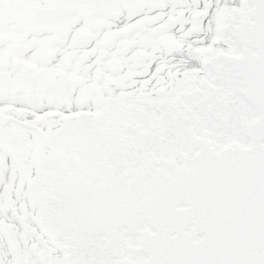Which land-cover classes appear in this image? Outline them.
Masks as SVG:
<instances>
[{"label": "snow or ice", "instance_id": "snow-or-ice-1", "mask_svg": "<svg viewBox=\"0 0 264 264\" xmlns=\"http://www.w3.org/2000/svg\"><path fill=\"white\" fill-rule=\"evenodd\" d=\"M0 264H264V0H0Z\"/></svg>", "mask_w": 264, "mask_h": 264}]
</instances>
